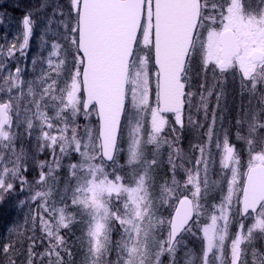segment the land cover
Here are the masks:
<instances>
[{
    "label": "snow or ice",
    "instance_id": "1",
    "mask_svg": "<svg viewBox=\"0 0 264 264\" xmlns=\"http://www.w3.org/2000/svg\"><path fill=\"white\" fill-rule=\"evenodd\" d=\"M19 24L0 204L26 213L0 264H264V0H44Z\"/></svg>",
    "mask_w": 264,
    "mask_h": 264
},
{
    "label": "trees",
    "instance_id": "2",
    "mask_svg": "<svg viewBox=\"0 0 264 264\" xmlns=\"http://www.w3.org/2000/svg\"><path fill=\"white\" fill-rule=\"evenodd\" d=\"M30 1V2H29ZM0 0V15L3 16V22L0 23V44H5V37L8 34L7 40L11 41L14 36H16L20 29L19 21L28 9L39 7L44 0ZM55 2V0H52ZM51 9L46 8L44 14L50 13ZM31 58V56H30ZM23 60L22 66L26 69L31 61ZM35 72H33V76ZM32 78V77H31ZM237 104V103H236ZM237 105L234 106V108ZM236 111V109H234ZM191 137L185 139L184 142L189 141ZM187 143V142H186ZM37 175L36 172L32 173L29 177L31 180ZM24 194H20L19 198H23ZM18 198L11 197L8 198L3 204H0V243H2L5 238L9 235V228L14 225L21 224L26 213V209H21L18 206Z\"/></svg>",
    "mask_w": 264,
    "mask_h": 264
},
{
    "label": "rangeland",
    "instance_id": "3",
    "mask_svg": "<svg viewBox=\"0 0 264 264\" xmlns=\"http://www.w3.org/2000/svg\"><path fill=\"white\" fill-rule=\"evenodd\" d=\"M29 1V0H28ZM30 2V1H29ZM1 4V3H0ZM6 37H8V34L6 35ZM39 49H38V40H36L35 36H34V39H33V43H32V46L30 48V50L28 51V58H31L36 55L38 53ZM30 58V60H31ZM23 60L24 58H21V61L23 63ZM12 66V65H10ZM33 69H32V66H31V61L29 62V65L26 69V72L24 73L26 78L28 79H31V77H33ZM236 103L238 104L239 103V98L235 96V92L233 91L230 95H229V98H228V101H227V107L229 106L230 109H225L224 111V118H225V123L227 124L232 117L235 116L236 114V111L234 109H236V107L234 108V106L236 105ZM187 142V143H186ZM184 142L185 144V148L187 149V145H188V142L189 141H186ZM260 243L261 242H257L258 246H260Z\"/></svg>",
    "mask_w": 264,
    "mask_h": 264
}]
</instances>
